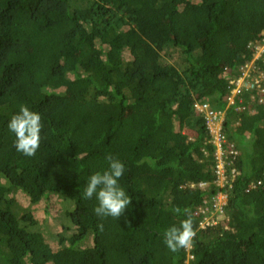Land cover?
<instances>
[{"label": "trees", "instance_id": "trees-1", "mask_svg": "<svg viewBox=\"0 0 264 264\" xmlns=\"http://www.w3.org/2000/svg\"><path fill=\"white\" fill-rule=\"evenodd\" d=\"M21 104L32 157L7 127ZM107 154L117 220L83 198ZM174 206L196 233L175 253ZM0 264H264V0H0Z\"/></svg>", "mask_w": 264, "mask_h": 264}, {"label": "clouds", "instance_id": "clouds-1", "mask_svg": "<svg viewBox=\"0 0 264 264\" xmlns=\"http://www.w3.org/2000/svg\"><path fill=\"white\" fill-rule=\"evenodd\" d=\"M7 127L15 136L14 147L16 151L26 157L34 156L40 147L42 131L40 114L21 104L18 112L11 116ZM105 159L108 162V168L90 175L84 188L83 198L92 199L95 196L98 203L94 208V213L97 217L102 220L108 217L117 220L129 207L131 197L118 183L125 171L123 162L111 154H107ZM151 163L155 164L154 161ZM215 198L217 202L225 203L226 197L223 201H219L217 196ZM171 211L185 216L178 227L171 226L163 233L164 243L171 252L175 253L180 249L190 248L196 233L190 209L174 206ZM97 227L103 231L102 223L98 224Z\"/></svg>", "mask_w": 264, "mask_h": 264}, {"label": "built area", "instance_id": "built-area-1", "mask_svg": "<svg viewBox=\"0 0 264 264\" xmlns=\"http://www.w3.org/2000/svg\"><path fill=\"white\" fill-rule=\"evenodd\" d=\"M199 108L200 110H206V114H207V126L209 128V140L214 142L217 146L220 145V141H221V137L217 134V129L219 128V126H221V124L219 126H215L214 125V122L216 120V113L215 112H212L210 109H209V105L205 104V105H202L200 107H197ZM218 153H220V146L218 147L217 149ZM224 170L226 172V167L223 163V161L220 159L219 162L217 163V167H216V173H217V177L218 178H221L224 176Z\"/></svg>", "mask_w": 264, "mask_h": 264}, {"label": "rangeland", "instance_id": "rangeland-1", "mask_svg": "<svg viewBox=\"0 0 264 264\" xmlns=\"http://www.w3.org/2000/svg\"><path fill=\"white\" fill-rule=\"evenodd\" d=\"M237 89H238V87L234 88V89L232 90V92L235 93ZM215 118H216V120H215V122H214V125H215V126H219V125L221 124V119H222V118H217V115H216ZM224 197H225V196H223L222 194L217 195V198H218L219 201H223V200H224Z\"/></svg>", "mask_w": 264, "mask_h": 264}]
</instances>
